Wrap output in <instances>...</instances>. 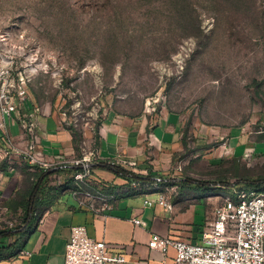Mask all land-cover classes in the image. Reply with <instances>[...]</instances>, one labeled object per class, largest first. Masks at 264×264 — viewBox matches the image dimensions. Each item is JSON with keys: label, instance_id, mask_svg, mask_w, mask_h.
Masks as SVG:
<instances>
[{"label": "rangeland", "instance_id": "374dc122", "mask_svg": "<svg viewBox=\"0 0 264 264\" xmlns=\"http://www.w3.org/2000/svg\"><path fill=\"white\" fill-rule=\"evenodd\" d=\"M0 8L36 58L29 97L71 130L74 157L94 149L110 107H164L182 114L178 176L220 190V202L264 178V0H0ZM202 128L240 129L261 140V154L217 157L219 142L199 137ZM56 174L54 185L71 176ZM8 219L19 218L0 212V230Z\"/></svg>", "mask_w": 264, "mask_h": 264}, {"label": "crops", "instance_id": "0c3cea01", "mask_svg": "<svg viewBox=\"0 0 264 264\" xmlns=\"http://www.w3.org/2000/svg\"><path fill=\"white\" fill-rule=\"evenodd\" d=\"M24 109L33 113L38 149L46 159L74 157L77 145L73 133L55 111H42L29 96ZM236 130L238 132L233 133V129L202 128L205 134L199 137L215 138L219 142L216 156L220 158L246 160L261 154L256 153V143L261 140ZM9 132L19 146L25 144L16 117L10 121ZM183 136L182 114L176 111L163 107L158 112L145 109L137 114H125L110 107L92 137L98 158L90 165L88 180L92 187L115 194L111 206L101 211L91 210L79 205L78 198L67 189H49L54 184L48 181L41 196L32 200L36 209L26 225L6 240L16 242L15 253L0 259V264H64L65 244L73 225H84L91 237L105 242L109 253H122L125 256L123 264H171L174 249L168 247L161 251L152 247L150 236L157 234L200 242L203 229L213 219L214 208L226 199L220 202V190L208 193L209 187L180 183L171 196V210L159 204L148 206L144 204L143 195L129 188L128 178L116 174L107 160L132 161L136 163L133 172L143 174L151 170L168 177L175 164L174 157L184 149ZM2 145L0 133V147ZM14 157L10 163L0 151V206L15 204L21 211L24 202L29 200L32 182L28 165ZM52 169L48 173L50 177L57 175V168ZM68 178H64L63 183ZM200 189L205 193L200 195ZM133 218L140 219L143 224H135Z\"/></svg>", "mask_w": 264, "mask_h": 264}, {"label": "built area", "instance_id": "2783aa9c", "mask_svg": "<svg viewBox=\"0 0 264 264\" xmlns=\"http://www.w3.org/2000/svg\"><path fill=\"white\" fill-rule=\"evenodd\" d=\"M4 22L0 8V133L3 138L0 151L3 157L11 163L16 156L31 171H47L61 165L80 167L72 176L83 185V189L70 191L78 198L79 205L94 211L109 208L115 194L92 187L88 180L90 165L98 158L96 150L82 152L80 156L71 158L48 160L38 149L39 139L33 113L24 109L32 73L37 71L36 58L24 52L23 44H20L23 35L18 26L14 23L4 26ZM148 109L155 110L154 107ZM13 117L17 118L25 136L23 146H19L9 132ZM107 164L131 171L136 166L135 162L123 159H110ZM181 169L182 161L179 159L175 161L170 177H178ZM128 186L133 192L144 196L145 205L159 204L168 210L173 208L171 196L177 190V184L155 178L131 179ZM0 212L10 217L13 215L6 206H0ZM132 221L137 225L143 224L138 218ZM20 222V219H8L1 228H12ZM150 245L161 251L172 247L175 256L171 264H264V189L241 188L232 199L217 205L213 210V219L201 233L200 242L152 234ZM124 262L125 256L122 253H109L105 242L91 237L84 225L71 226L65 244L64 264Z\"/></svg>", "mask_w": 264, "mask_h": 264}, {"label": "trees", "instance_id": "16d2710c", "mask_svg": "<svg viewBox=\"0 0 264 264\" xmlns=\"http://www.w3.org/2000/svg\"><path fill=\"white\" fill-rule=\"evenodd\" d=\"M185 135L183 136L184 139V145H186V141H185ZM110 166V165H109ZM114 169V172L118 175H122L126 178H128V180L131 179H145V180H152V179H159L160 181L163 182H167L169 184H177L179 185L181 184H185V183H189V178L187 177H164L162 175L153 173L151 170H148L146 174H140V173H136L133 171H128L124 168H122L121 166H110ZM77 170H80V167H74L71 165H61L58 166L57 168V173H62V172H67L68 174H71V176L67 179V181L65 183L59 184V185H54V186H49V189H55V190H63V189H67L69 191H74V190H81L83 189V185L81 183H79V181H76L73 179V173ZM29 174H30V180L32 182V186L30 188L29 191V200L25 201L21 211L17 210V205H11V204H5L3 206H6L11 212L12 214L16 215L20 220V224L12 227V228H6V229H1L0 230V259L3 258H8L10 256H12L15 253L16 250V242L12 241V242H7L6 240H8L9 237L13 236L16 234V230H18L19 228H23L26 223L28 222L30 216L33 214V212L36 209V206H34V204L32 205V200H37L42 192L43 189H45L44 186H46V184L49 181V177L50 174L47 173V171H41V170H34L31 171L29 170ZM197 184V183H195ZM91 185V184H90ZM264 178L261 177V179L259 180V182H257L254 185H248V188H255V189H264ZM19 211V212H18ZM18 249V248H17Z\"/></svg>", "mask_w": 264, "mask_h": 264}, {"label": "water", "instance_id": "95a60500", "mask_svg": "<svg viewBox=\"0 0 264 264\" xmlns=\"http://www.w3.org/2000/svg\"><path fill=\"white\" fill-rule=\"evenodd\" d=\"M53 170H54V169H52V168H51V169H48V170H47V173L52 172Z\"/></svg>", "mask_w": 264, "mask_h": 264}]
</instances>
